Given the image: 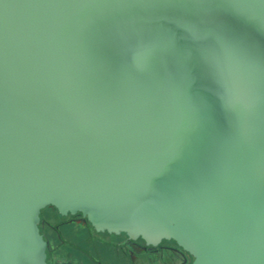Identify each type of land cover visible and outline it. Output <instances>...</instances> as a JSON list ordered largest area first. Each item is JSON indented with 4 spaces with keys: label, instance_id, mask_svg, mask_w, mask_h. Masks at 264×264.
<instances>
[{
    "label": "water",
    "instance_id": "95a60500",
    "mask_svg": "<svg viewBox=\"0 0 264 264\" xmlns=\"http://www.w3.org/2000/svg\"><path fill=\"white\" fill-rule=\"evenodd\" d=\"M47 208L264 264V0H0V264Z\"/></svg>",
    "mask_w": 264,
    "mask_h": 264
},
{
    "label": "flooded vegetation",
    "instance_id": "af4514ba",
    "mask_svg": "<svg viewBox=\"0 0 264 264\" xmlns=\"http://www.w3.org/2000/svg\"><path fill=\"white\" fill-rule=\"evenodd\" d=\"M56 223L47 221L46 225L54 236L47 235L48 259H65L75 264H189L191 257L182 252L173 242H163L157 247H145L143 241L134 244V251L127 248L125 236L96 234L89 225L81 223V216L61 217L54 209L47 208ZM60 218V221H58ZM68 237V238H67ZM75 240L81 241L77 244ZM146 250L144 251V249ZM166 257V258H165Z\"/></svg>",
    "mask_w": 264,
    "mask_h": 264
},
{
    "label": "rangeland",
    "instance_id": "374dc122",
    "mask_svg": "<svg viewBox=\"0 0 264 264\" xmlns=\"http://www.w3.org/2000/svg\"><path fill=\"white\" fill-rule=\"evenodd\" d=\"M53 215L49 212V211H45L43 213V216H42V226L41 228L44 230V232L47 234V235H51V236H54V233L48 229L47 225H46V222L47 221H51L53 224L56 223V220L53 219ZM58 221H60V218H58ZM68 238V237H67ZM77 244H82L81 241H78V240H75ZM104 260H105V263L106 264H109L108 262V258L105 259V257L103 256ZM166 258V257H165ZM56 261L59 260L57 257L55 259ZM162 264V263H161Z\"/></svg>",
    "mask_w": 264,
    "mask_h": 264
}]
</instances>
